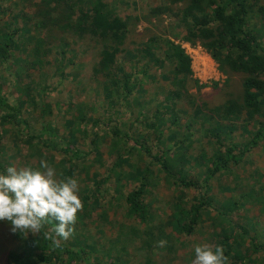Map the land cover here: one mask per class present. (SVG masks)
Here are the masks:
<instances>
[{"label": "trees", "instance_id": "obj_1", "mask_svg": "<svg viewBox=\"0 0 264 264\" xmlns=\"http://www.w3.org/2000/svg\"><path fill=\"white\" fill-rule=\"evenodd\" d=\"M6 2L7 0H0V16L8 10L4 8L6 4L3 3ZM169 4L181 7V23H177L190 25L182 40L190 45H201L218 64L222 75L242 77L237 93L232 91L233 81H228L223 90L217 82L201 84L193 78L192 59L179 43L170 39L164 41L163 36L159 42L158 37L149 36L144 41L150 49L147 51V62L153 60L160 68L167 66V74L177 79L179 88L160 95L158 101L163 100L164 103L157 104L153 115L154 124L151 126L160 129V122L169 120L171 131L183 135L176 144L179 148L184 146L189 150L200 143L202 152L195 163L202 170L197 178L202 185L188 179L194 172L191 167L186 169L180 166L177 159L184 155L183 152L171 153L167 148L151 155L150 166L142 169L138 166H131L129 170L117 169L122 167V163L129 162L126 155L132 153L131 156H135L142 150L150 156L152 148L137 140L135 143L129 139L122 142L120 136L122 126L130 123L127 116L129 112L133 113L138 106L141 108L139 117H143L150 106L158 102L149 99L142 89V83L135 79V72L126 69L125 63L118 59L127 39L138 33L140 25H149L147 15L143 20L138 17L131 20L130 16H120L116 8L104 0H89L87 6L81 4L79 14L74 10L73 2L40 0L35 4L34 27L21 44L18 37L20 29L10 31L0 27V69H4L8 75L12 71L20 75L31 70L39 73L37 78H31L28 83H17L19 104H12L0 83V136L9 125L17 139V151L25 154V157L28 155V159L35 158L37 161V164L26 162L25 167L39 169L40 162L47 161L56 170L57 179L74 178L78 181L82 192L79 196L83 202V209L77 214L74 233L69 240L61 241L62 247L53 248L51 241L45 240L42 233L39 236L29 233L27 237L21 233L18 251L8 256L9 264L12 260L16 264H117L119 261L115 262L113 255L120 245L119 239L124 241L129 236L142 241L151 253H154L157 241L166 240L164 247L167 259L174 257L177 253L176 241L172 234L166 232L165 224L160 218L163 209L151 210L155 202L148 192L153 173L152 164L156 167V172L164 175L171 184L180 186L186 192H198V197L191 202L181 199L177 210L173 206L174 232L192 237L197 228L210 220L215 222L213 226L221 228L215 235L220 239L217 246H223L225 256L230 259L229 262L227 259L226 264H264V227L255 226V220L247 221L245 227L244 224L234 222L235 216H232L241 210L242 202L248 205L258 203L261 205L260 215L264 216V185L261 187V195L257 196V192L253 190L255 178H241L242 173L237 168L243 170V166H236L244 161L246 153H250L264 141V3L261 0H170ZM161 10L169 13L171 8ZM159 11L157 9L150 17L160 20L162 15ZM58 32L80 41L93 40L99 48V57L93 68L98 86L93 88L92 98L96 99L80 103L75 108H65L69 101L58 102L57 114L62 116L55 123L54 117L49 122L45 121L54 112L53 104L48 102V98L63 95V88L73 85V77L66 73L65 62L63 65H55L49 59L53 52V36ZM163 42L168 50L161 48L163 58H158L153 47L155 43L163 45ZM138 70L139 74L148 75L146 70ZM12 78L18 82L13 74ZM56 79L57 82L53 84ZM191 82L196 85L195 94L191 92ZM212 85L218 92H223L224 97L214 107L207 104L205 95L198 93ZM75 91L80 93L82 90ZM179 102L181 106L176 108ZM30 109L39 113L37 122L40 121V130L36 127L38 123L31 125L25 114ZM182 109L198 112L197 120L182 124L179 116L174 117L172 114L173 110L180 114ZM118 113L121 116L115 119L114 115ZM232 119H241L246 126L256 124L255 130L245 131L243 138L247 142L241 149L233 144V138L220 130L224 128L219 127L220 120ZM195 126H201L202 132L194 133ZM109 132H112L114 150L125 149L124 153L119 152L114 166L110 168V176L121 179L129 174L139 175L137 179H128L131 188L125 193L119 190L122 189L119 184H116V188H104L107 179L98 183L100 174L94 172L91 177L89 172L94 164L90 163L94 160V150L102 155L99 146ZM203 138L208 146H205ZM79 139L86 142L87 146L90 144V151L82 149ZM227 141L230 142L228 146L225 145ZM161 144L164 145L165 142ZM3 152L4 148L0 146V170L5 168L6 171L7 164L1 159ZM193 156L192 154L189 158L194 161ZM174 164L178 170L172 166ZM81 171L86 172L85 178L81 177ZM228 176L233 178L230 186L233 196L215 207L214 197L208 194L217 182L221 189L224 186L223 180ZM243 179L245 184H241ZM92 181L97 186H93ZM241 186L248 192L238 196L236 191ZM110 193L112 197L109 198ZM111 211L113 217L122 214L124 219H132L134 223L111 222ZM55 223L49 221L42 231L54 227ZM78 224L81 226L79 229ZM251 226L255 227V234L251 233ZM106 230H113L115 237L104 236L102 246H107L105 252H99V249L93 251L88 247L91 245L89 235ZM234 230L250 238L249 249H242L235 244L238 233ZM107 258H111V261H104Z\"/></svg>", "mask_w": 264, "mask_h": 264}, {"label": "rangeland", "instance_id": "obj_2", "mask_svg": "<svg viewBox=\"0 0 264 264\" xmlns=\"http://www.w3.org/2000/svg\"><path fill=\"white\" fill-rule=\"evenodd\" d=\"M40 0H7L4 8L8 9L4 11V13L0 16V27L3 29H9L13 31L14 29H20L19 39L20 44L22 43L24 37L28 36L29 31L33 29L35 24V4H37ZM107 4L116 8V11L120 16H130L131 20L135 17L143 20L145 16H148L149 25L142 27L140 25L138 29V33L136 35H132L131 38L127 39L123 52L120 54L118 59H120L123 63H125L126 69H131L132 73L135 72V79L142 83V89L145 91V94L149 97V99H154L158 101L164 93H169L170 90H179L178 81L172 75H168V67H158L157 64L152 60L147 62L149 58L147 57L148 48L147 44L144 43L146 37L149 36L151 38L158 37V41H160V37L163 36L165 40H173L175 43H179L183 48H185L186 53L192 59V69L194 72L193 78L200 81L202 84H211L212 82L219 83V88L222 90L227 85L228 81H233L231 86L232 91L238 92L240 88L241 76H235L231 74L229 76L222 75L218 70V64L213 60L210 54L201 46V45H190L182 40V36L187 32L189 24L179 25L181 23V7L179 6H171L169 4L170 0H104ZM264 3V0H261ZM68 3L75 4L74 10L79 14V10L81 8V4H85L86 6L89 4V0H67ZM171 8L169 13L162 11V8ZM160 9L161 19H152L150 14H153L154 11ZM151 20V22H150ZM178 22V23H177ZM147 27V28H146ZM143 30V32H142ZM53 52L50 53V60L55 65H63L64 62L66 64V73L73 77L72 84L66 85L63 88L65 92L61 96H50L48 98V102L52 103L53 107V115L47 117L45 119L46 122H49L53 117L55 118V123L58 121L59 116L56 110V104L58 102H66L69 101V105L65 108L73 107L82 103H89L92 99V95L94 93V87L98 86L97 78L94 74L93 68L95 67L98 57H99V48L96 47V43L93 40H85L80 41L75 38H71L68 34H61L60 32L56 33L53 36ZM155 53L158 58H163V54L161 53V48L165 51L168 50L167 46L164 44H154ZM16 54L19 55L17 52ZM25 56V55H24ZM211 67V68H210ZM124 68V67H123ZM124 68V69H125ZM146 70L148 75H141L138 73V69ZM12 74L17 78L18 82H15L12 78ZM11 75H8L4 69H0V83L2 84V88L12 102V104H19L20 102L17 99V83L23 85L25 83L30 82L31 78H37L39 73L37 71L31 70L29 72H23V75H20L18 72L14 73L12 71ZM167 74V75H166ZM58 79V77H57ZM56 81L53 83L55 84ZM103 79V78H102ZM104 80V79H103ZM193 80V79H192ZM94 81V82H93ZM83 87V88H81ZM77 90H82L80 93L76 92ZM190 89L193 94L197 92L196 85L193 82L190 83ZM142 92V91H141ZM203 96L205 95L207 104L210 107L217 106L223 99V92H218V89L212 85L208 88H203L200 90ZM67 95L69 98H66ZM66 96V97H64ZM208 96V97H206ZM52 97V98H51ZM147 97V98H148ZM47 102V100H46ZM164 103L163 100L158 101L157 103H153L150 108L143 114V117H139L140 107L136 106L134 108L133 113H128V118L130 123H126L122 126V131L120 132L121 141L123 142L126 139L135 141H139L140 144L144 146H151L150 156L146 151L140 150L139 154L135 156H131L132 153L126 155L129 159V162H124L120 166L123 170L131 169V166H138L141 169L146 166H150L149 158H151L152 154H155L157 150H161L163 148H167V150H171V153L183 152V156L177 159L180 162V166L188 169L191 167L194 172L192 175L188 177V179H192L199 182L200 185L202 183L201 180H198V173L202 171L199 166L195 163L198 161V158L202 152V146L200 143H196V147L193 149H187L184 146L179 148L176 144L181 141L183 135L172 132L170 128V122L161 121L160 129L156 126H151L154 124V111L156 109L157 104L161 105ZM181 106V103H178ZM33 109L29 111H25L28 120L31 122V125H36L38 130H40V121L37 122L39 116L38 112H33ZM163 112V111H162ZM174 117L179 116L182 124L188 121L197 120L196 111H180V114H177L176 111H172ZM121 113L114 115L115 119H119ZM54 123V124H55ZM256 124H250L246 126L245 122L241 119H232L229 121L220 120L219 127L224 128L223 130L226 134L233 138V144H236L240 149L243 148L247 142L246 138H243V135L247 130H255ZM196 127V126H195ZM201 126H197L194 129V133L202 132L200 130ZM176 130V128H173ZM4 134H2L0 146L4 148V152L1 155L2 161L11 166H16L17 168L25 167L26 162L35 163L37 161L34 159H28V155L25 157V154L17 151L18 143L16 136L12 134L11 127L8 125L7 128L3 129ZM233 131L232 133H230ZM112 132H109L107 138H105L101 145L99 146V151L102 155H98L97 151L94 150V160L90 163H94L92 165V169L89 170L90 175L94 172H98L100 174L98 183L107 179V183L104 188H116V184H119L122 189V193L128 191L131 186L128 179H137L138 176H133L129 174L128 177H123L121 179L114 178L110 176V168L114 166L116 159L118 157L119 152L124 153L123 151H116L112 146ZM91 139V138H90ZM89 139V140H90ZM88 140V142H89ZM165 142L162 145V142ZM205 146H208L206 140L203 138ZM230 142L227 141L225 143L228 146ZM34 144H36L34 142ZM79 145L82 146V149L85 151H90V144L88 146L86 142L81 141L79 139ZM238 153V152H237ZM194 155V161L189 157L190 155ZM98 157V158H97ZM59 160V158H58ZM97 163L99 165H97ZM152 175L150 178L151 184L148 186V192H150V196L155 199L154 205L151 208H162L163 212L160 214V218L163 220L162 222L165 224V230L167 233H170L174 236L175 246L177 247V253L173 257H169L167 259V251L165 247H157L154 250V253H151L148 248L145 247L142 241L136 240L134 237L129 236L126 237L125 240L120 241V245L116 250L114 256V261L117 264H192V261L195 259L194 247L197 244L208 243L213 247L217 246V242L219 237L215 234L221 231L220 227H215L213 224L215 222H211L207 220L205 223L201 225V227L197 228L196 233L192 237H187L184 235H179L177 232H174L172 229V221H173V206L174 209L177 210V204L181 202V199L184 202H191L193 198L198 197V192L195 190L184 191L180 186L171 184L168 179L156 172V167L152 164ZM175 169H177V165L174 164ZM243 166V170L238 167L237 170L242 173L241 178L251 176L255 178V183L253 185V190L257 192V196L261 195V187L264 185V141L260 146L254 148L250 153H246L244 161L239 165ZM5 168L1 171L0 174H4ZM81 177H86V172L81 171ZM90 182V181H87ZM219 184V182H217ZM218 184H214L211 192L208 196H213L215 199L214 206L219 207L221 203L226 202L233 196V192L230 186L233 184V178L228 176L223 180V187L220 189ZM241 184H245V180L243 179ZM93 186H97L92 181ZM244 187H238L236 193L238 196H242V194L247 193ZM80 195L82 192H80ZM112 197V194H109V198ZM98 202H101L100 200ZM103 202H108L103 200ZM261 205L258 203H254L252 205L241 203V210L239 212H235L232 216H235L234 222L237 224H244L246 227L247 221H254L255 226L258 228L264 227V216L260 215ZM100 211V209H98ZM153 211V210H152ZM110 216L112 218L111 222L119 221L125 222L127 224L134 223L132 219L126 218L119 214L118 217H113V212H110ZM242 218V219H240ZM81 226L78 224L77 228L79 229ZM156 229V228H155ZM251 233L255 234V227H249ZM113 230L100 231L94 234L89 235L88 239L91 240L90 248L94 250H98L99 252H105L107 250V246L103 245L104 236L115 237L112 233ZM237 235V242L235 243L242 249L250 248V238H246L242 236L237 230H234ZM19 234L22 235L19 231L13 232L12 226L7 221H0V264H9L8 256L10 253H15L18 251V245L21 243V239ZM29 236V235H28ZM264 239V236H263ZM117 241V240H116ZM125 246V247H124ZM118 256L119 258H117ZM102 259V257H98ZM228 258V262H229ZM104 261L109 262L111 258L104 259ZM227 262V264H229ZM11 264H16L14 260L11 261ZM251 264V263H250Z\"/></svg>", "mask_w": 264, "mask_h": 264}, {"label": "clouds", "instance_id": "obj_3", "mask_svg": "<svg viewBox=\"0 0 264 264\" xmlns=\"http://www.w3.org/2000/svg\"><path fill=\"white\" fill-rule=\"evenodd\" d=\"M79 191L76 179H57L56 170L47 161L42 160L39 169L8 166L0 174V221L9 222L13 232L25 237L42 233L53 248H60L61 241L73 235L77 214L83 209ZM49 221H55V226L42 231ZM156 243L164 247L167 241ZM194 252L192 264H226L228 259L219 245L197 244Z\"/></svg>", "mask_w": 264, "mask_h": 264}, {"label": "bare ground", "instance_id": "obj_4", "mask_svg": "<svg viewBox=\"0 0 264 264\" xmlns=\"http://www.w3.org/2000/svg\"><path fill=\"white\" fill-rule=\"evenodd\" d=\"M211 68V67H210Z\"/></svg>", "mask_w": 264, "mask_h": 264}]
</instances>
